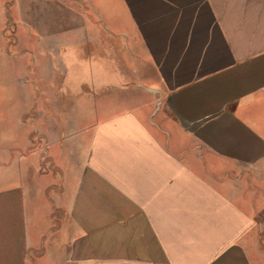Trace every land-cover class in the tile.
Returning <instances> with one entry per match:
<instances>
[{"label": "crops", "instance_id": "obj_1", "mask_svg": "<svg viewBox=\"0 0 264 264\" xmlns=\"http://www.w3.org/2000/svg\"><path fill=\"white\" fill-rule=\"evenodd\" d=\"M64 2L41 63L0 0V264H264V0ZM55 59L130 106L52 125Z\"/></svg>", "mask_w": 264, "mask_h": 264}, {"label": "rangeland", "instance_id": "obj_2", "mask_svg": "<svg viewBox=\"0 0 264 264\" xmlns=\"http://www.w3.org/2000/svg\"><path fill=\"white\" fill-rule=\"evenodd\" d=\"M64 1L33 0L34 9L25 5L21 7V11L19 9L18 11L12 10L9 12L8 20L3 25H7L5 32L7 35H10L9 37H12L14 30H16L20 42L19 46L22 50L29 52L23 54L22 58H20L21 61L52 62V50L50 51L49 49L48 39L52 37V25L54 28H58L59 33L62 31L60 26L63 25ZM30 10H34V19L30 15L32 14ZM23 13L24 18L22 17ZM29 26H31V30H29ZM35 30L41 32L40 38L36 37ZM33 36L34 38H32ZM30 51H33V59ZM54 58H56L55 55ZM59 63L58 59L54 60L52 87L47 80L41 86L36 85L41 95L52 94V125L64 123L65 119L58 115L59 112L65 110L84 111L99 106V113L107 114L130 106L132 92L126 87L108 85L99 90V92L98 89L94 90L95 88H93L91 89V94L89 93V97L92 100L87 99L88 96L83 91L84 87L78 85L82 71L74 69L65 71L61 69V63ZM43 76L45 77V75ZM24 87H27L29 92H31L32 86L29 83H24ZM14 88L16 89V86Z\"/></svg>", "mask_w": 264, "mask_h": 264}, {"label": "snow or ice", "instance_id": "obj_3", "mask_svg": "<svg viewBox=\"0 0 264 264\" xmlns=\"http://www.w3.org/2000/svg\"><path fill=\"white\" fill-rule=\"evenodd\" d=\"M227 253L221 254L220 257L217 258V264H220L221 261H226Z\"/></svg>", "mask_w": 264, "mask_h": 264}, {"label": "water", "instance_id": "obj_4", "mask_svg": "<svg viewBox=\"0 0 264 264\" xmlns=\"http://www.w3.org/2000/svg\"><path fill=\"white\" fill-rule=\"evenodd\" d=\"M146 89L149 91H155V89H153V88H146Z\"/></svg>", "mask_w": 264, "mask_h": 264}]
</instances>
